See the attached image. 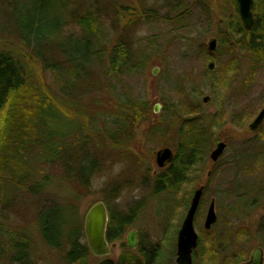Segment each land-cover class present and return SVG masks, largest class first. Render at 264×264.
<instances>
[{
	"label": "rangeland",
	"instance_id": "1",
	"mask_svg": "<svg viewBox=\"0 0 264 264\" xmlns=\"http://www.w3.org/2000/svg\"><path fill=\"white\" fill-rule=\"evenodd\" d=\"M3 1L0 0V4ZM66 1L55 0V3L62 9ZM70 1V12L63 11V17L61 14L59 16L60 19H65L64 32L82 34L80 26L74 22V17H82L84 12L89 10L97 16L99 24L101 40L97 45L100 55L93 66L94 75L85 78L84 74H81V79L84 80L83 87L81 88L80 81L76 82L70 93L57 90L54 81L56 79L52 73L42 72L39 75L40 80L62 96L57 101L59 107L67 112L63 114V119L58 118L60 122L48 126L56 139L47 156L54 158L56 162L52 165L39 164L38 159L30 162L33 169L36 165L34 169L36 179L30 185L34 193L15 191L7 196L9 203L3 210L7 218L6 216L2 218V214L0 217L3 228L12 227L31 238L37 264H62L61 255L48 249L41 241L37 232L39 225L37 214L43 208L57 204L67 221L75 218L83 228L84 216L89 207L95 202L103 201L108 214L110 210L119 212V221L124 220L126 215L134 216L130 224L125 227L122 238L110 243L109 258L116 262L123 248L135 254L140 245L148 250L160 244L163 256L161 264H175L176 231L185 210L173 204L168 205L170 203L164 194H153L151 191L152 176L159 170L154 161V151L161 147H169L174 151L175 133L171 132L164 138L160 134L154 135V138L148 137L147 124L143 122L133 126L132 133L137 137L125 143L126 147L110 149L105 142L95 147V144L99 145L98 135L105 136L104 130L99 131L96 136L87 133L86 129L90 124L94 126L87 117L90 113L96 115L97 110L103 105L106 90L110 88L114 89L116 94L128 91L134 97L147 101L151 110L150 120H157L163 114L164 106L174 103L184 108L189 102L185 99V95L190 97L192 91L191 93L199 95L197 101L200 104L199 110L204 115L202 116L204 121L208 122L212 114H219L223 119L224 124L217 131L216 138L227 140L229 137V147L219 162L210 163L208 158L202 175L195 174L191 181V192L200 184L207 183L208 186L199 207L196 228L202 226L209 200L214 198L217 220L209 231L217 236L216 244H213L214 255L220 254L224 262L235 253L245 256V260L256 246L262 247L264 251V130L251 134L246 129L247 123L264 103V66H259L248 82L249 60L246 55L237 53L238 68L230 75L227 74L226 64L229 63V53L219 48V17L214 13L210 21L205 18L196 20L194 17L190 22H193L191 28L179 30L163 19L175 13L169 9L170 3H174V0H114L111 4L105 0ZM185 2L197 7L194 0H183V3ZM208 2L213 11L219 9V5L225 8L223 0H208ZM7 4L4 10H0V35H9L2 43L9 49L18 50L12 31L18 24L23 25L27 21L31 0H7ZM127 6L139 10L148 9L156 18L148 19L140 15L129 23L132 17L126 12ZM120 7L123 16L119 13ZM204 30L207 31L203 33ZM121 36H127L132 41L136 58L140 59L144 56L145 61L135 72L108 78L106 71L109 67L110 53ZM22 37L26 39L27 35L22 33ZM210 37L216 38L218 53L214 56L212 72L206 69L211 57L207 58L205 53L200 52V49L203 50V45L206 47ZM27 39L29 53L31 51L34 54L43 53L46 59H49L50 53L43 51L39 40L31 37ZM55 41L67 53L72 46L79 45L81 50L84 47L81 42L77 44L76 40L67 37L63 39L57 37ZM133 57L137 60L134 53ZM48 61L60 65L62 58L56 53L53 60ZM32 66L35 69L40 67L38 64ZM84 67L88 69L87 65ZM154 69H157L156 74H153ZM221 79H226L227 83L223 87H218L217 82ZM85 80L92 84L94 92L91 94L95 103L84 101L82 96H78L87 86ZM218 89L219 93L216 92ZM199 92L201 94H198ZM204 96L210 97L207 103L202 102ZM156 104L159 105V109L154 112ZM247 116L251 117L246 120ZM236 117L240 118L235 120ZM233 120L236 122L232 123ZM240 121H244L243 126L240 125ZM2 126L4 124L0 122V158L3 155ZM85 137L89 139L83 144ZM69 140H72L70 145H68ZM89 148L96 152L102 168L84 188L75 185L68 176L73 171L78 172ZM58 161L64 164V168L58 164ZM208 169L213 172L210 176H206ZM110 188L116 189L114 196H110ZM184 192L186 188L182 189L181 195ZM2 196L3 193L0 191V198ZM168 207L171 208L170 211ZM131 229L136 230L137 233L136 246L133 249L127 247L125 238ZM220 239L225 241L218 242ZM204 244L208 248L212 246L208 241ZM98 260V257L89 256L90 264H95ZM201 260L205 262L203 264H210L213 258L208 256ZM1 263H4L3 259ZM220 263L223 264L221 259Z\"/></svg>",
	"mask_w": 264,
	"mask_h": 264
},
{
	"label": "trees",
	"instance_id": "2",
	"mask_svg": "<svg viewBox=\"0 0 264 264\" xmlns=\"http://www.w3.org/2000/svg\"><path fill=\"white\" fill-rule=\"evenodd\" d=\"M4 1L0 4V10H4L8 5L7 0ZM105 1L109 4L114 2V0ZM194 1L197 7L187 2L183 3V0H174V3H170L169 9L175 13L173 12L169 18L163 17V19L169 21L176 29H189L193 23H190L191 19L194 17L196 20L205 18L210 21L214 13L219 17V48L229 53V63L226 64L227 74L230 75L238 68L237 53L249 52L252 67L259 63L264 64V0H253V23L249 31L244 27L239 16L236 0H223L225 8L219 5L220 11L218 8L213 11L208 0ZM70 3L71 1L67 0L60 9L55 0H31L30 15L27 16V21L23 25L18 24L12 31L18 50L16 48L9 49L6 44L2 43L9 35H0V122L4 124L1 128L3 155L0 158V191L3 193L0 198V205L2 204L0 217L2 214V218L5 216L7 218L3 211L9 203L7 196L9 197L15 191L34 193L30 189V185L36 179L34 170L36 165L33 169L30 162L39 160V164L45 165H52L56 162L54 158L47 156V152L56 139L55 134L53 135L48 126L56 124L60 120L58 118L63 119V114H67V112L59 107L57 101L62 96L58 95V92L50 85L40 80L39 75L42 72L52 73L56 79L54 81L57 90L69 93L76 82L80 81V86L83 87L84 80L81 79V74H84L85 78H91L94 75L93 66L96 58H99L100 55L97 44L101 40L97 16L88 10L82 17H74V22L80 26L82 34L75 35L64 32L65 19H60L59 16L60 14L62 16L63 11L70 12ZM119 9V13L123 16L122 7ZM126 9L129 17H132L128 21L129 23L140 15H144L148 19L156 18L155 15L150 14L148 9L139 10L132 6H127ZM206 31L204 30L203 33ZM22 33L27 37L39 40L43 51L50 53L49 59H46L43 53L34 54L32 51L29 53L27 51L29 48L28 39L27 37L24 39ZM57 37L76 40L77 44L81 42L84 47L81 50L79 45L72 46L67 53L55 41ZM134 48L132 41L127 36L119 38L110 53L109 67L106 71L108 78L135 72L143 66L145 57L141 56L140 59H137ZM202 48L203 50L200 49V52L205 53L207 58L218 54L217 51L215 54L208 52L204 45ZM56 53L61 55L60 65L48 61L53 60ZM133 53L137 60L134 59ZM34 64H38L40 67L35 69L32 66ZM85 65L88 66V69L84 67ZM86 83L84 91L78 96H82L84 101L95 103L91 94L94 92L92 84L87 81ZM217 83L218 87H223L227 81L221 79ZM195 90L198 92L196 88ZM218 91L219 89L216 92L219 93ZM191 92L190 97L185 95V99L189 102L184 105V108L174 103L164 106L163 114L157 120H150L151 110L147 101L134 97L128 91L116 94L114 89L110 88L105 92L101 111L99 109L96 115L94 114L95 116L90 113L87 117L94 124V126L90 124L86 129L87 133L96 136L99 131L104 130L105 136L98 135L99 145L95 144V147H99L104 142L110 149L126 147L125 143L137 137L132 133L133 126L143 122L147 124L148 132L146 134L148 137L154 138V135L160 134L164 138L174 132L176 136L174 160L152 176L151 191L153 194H164L170 203L168 205L173 204L179 209H185L188 206L192 193L191 181L195 174L202 175L213 143L218 140L216 138L217 131L224 124L219 114H212L209 116L208 122L204 121L202 119L204 115L199 110L200 104L197 101L199 95ZM237 118L240 117H236L235 120ZM234 122L236 121L233 120L232 123ZM243 123L244 121H240V125L243 126ZM88 139L85 137L83 144L87 143ZM69 141V144L67 141L68 145L72 140ZM85 155L86 158L80 163L78 172L73 171L68 176L75 185L84 188L90 184L92 178L102 168L96 152L89 148ZM210 163L212 162L210 161ZM58 164L64 168L61 161H58ZM212 173L210 169V175ZM204 185L205 192H207V183ZM183 188H186V192L181 195ZM113 189L110 188V196L115 194L116 189ZM168 209L170 211L171 208L168 207ZM64 216L57 204L45 207L37 214L36 218L39 224L37 232L41 241L48 249L61 255L62 264H90L89 256L92 254L86 245L83 228L75 218L67 221ZM118 216V211L110 210L105 233L109 244L122 238L125 227L134 218L133 215L131 217L126 215L124 220L119 221ZM224 241L220 239L218 242L223 243ZM204 243L201 241L196 249L198 254L194 264H201L202 253L215 249L214 242H211L212 246L209 248ZM154 252L155 250L152 249L143 250L141 245L135 254L123 248L116 264H150ZM211 256L213 255L211 254ZM244 258L245 256L242 257L235 253L233 263L237 264ZM2 259L4 260L3 264H37L31 238L12 227L3 228L0 222V261Z\"/></svg>",
	"mask_w": 264,
	"mask_h": 264
},
{
	"label": "water",
	"instance_id": "3",
	"mask_svg": "<svg viewBox=\"0 0 264 264\" xmlns=\"http://www.w3.org/2000/svg\"><path fill=\"white\" fill-rule=\"evenodd\" d=\"M238 6L239 16L243 22L244 27L249 30L253 23L252 4L253 0H236ZM217 47V40L214 37H210L206 43L208 51L212 52ZM214 61L210 60L207 63L206 69L210 72L214 71ZM157 69L153 70V74H156ZM210 100L209 96L202 98L203 103H207ZM159 105H154V112H157ZM264 118V107L259 111L257 116L249 124L248 128L251 131L257 129ZM226 148V144L219 141L215 144L213 149L209 153V159L212 162H216ZM175 153L169 147H161L154 151V161L159 169H162L169 165L174 160ZM203 186H199L193 190L189 200L188 208L185 213L184 219L177 232L176 239V263L177 264H191V253L197 243V234L193 228V218L197 210ZM109 215L107 208L103 201H98L92 204L87 210L84 216L83 233L85 237L86 245L90 253L98 258H101L95 264H115L114 260L109 258L110 244L108 243L105 233ZM217 220V216L214 209V200L212 199L208 205L207 212L204 219V227L210 229ZM127 246L130 249L136 246V232L131 230L126 237ZM241 264H262V252L261 249L256 248L252 251L250 259L247 262Z\"/></svg>",
	"mask_w": 264,
	"mask_h": 264
},
{
	"label": "flooded vegetation",
	"instance_id": "4",
	"mask_svg": "<svg viewBox=\"0 0 264 264\" xmlns=\"http://www.w3.org/2000/svg\"><path fill=\"white\" fill-rule=\"evenodd\" d=\"M251 29V28H250ZM249 29V30H250ZM249 30H247V31H249ZM215 51H216V49L214 50V51H212V52H210V51H208V52H210V53H214L215 54ZM244 55H246L247 56V58H248V62H249V70H248V73H247V80H248V82L251 80V78H252V74L254 73V71L255 70H257L258 68H259V66H264V64H256V65H254L253 67H252V65H251V62H250V56H249V52H246V53H244ZM210 60H213L214 61V56L213 57H211V59ZM248 75H249V77H248ZM264 107V103H263V105L258 109V111L256 112V114L251 118V120L247 123V126H246V129H247V131L249 132V133H251V134H256V133H258V132H262L264 129V118H263V120H262V122H261V124L257 127V129L256 130H254V131H251V130H249V128H248V126H249V124L253 121V119L257 116V114L259 113V111L262 109ZM249 116H247L245 119L247 120V118H248ZM251 117V116H250ZM249 117V118H250ZM247 122V121H246ZM228 123H229V120H228ZM229 132V131H228ZM263 138H264V133H263ZM219 141H222V142H224L225 144H226V148H225V150H224V152L227 150V148L229 147V137H228V139L227 140H221V139H219L218 141H216V143L217 142H219ZM215 143V144H216ZM264 146V145H263ZM213 149V148H212ZM211 149V150H212ZM210 150V151H211ZM223 152V153H224ZM263 152H264V149H263ZM262 152V153H263ZM210 153V152H209ZM223 153H222V155L220 156V158L223 156ZM208 158H209V155H208ZM220 158L216 161V162H212L213 164H217L218 162H219V160H220ZM210 175V170L208 169L207 170V175L206 176H209ZM199 186H203V191H202V195H201V198H200V201H199V204H198V207H197V210H196V212H195V215H194V218H193V228H194V230H195V232H196V234H197V243H196V246H195V248H193V250H192V253H191V264H194L195 262H196V260H197V254H198V252H197V248L199 247V245H200V243H201V241H204V242H214L215 244H216V241H217V239H216V235H213L212 233H209V231L211 230V228L213 227H211L210 229H206L205 227H204V219H205V215H206V212H207V208H208V206H207V208H206V212H205V215H204V219H203V222H202V226L201 227H199L198 229L196 228V225L198 224V222L196 221L197 220V215H198V212H199V207H200V205H201V201H202V198L204 197V194L206 193L205 192V185L204 184H200ZM214 200V198H211L210 200H209V203L211 202V200ZM190 200V199H189ZM209 205V204H208ZM187 208H188V206L184 209L185 210V212H184V215H183V217H182V219H181V222H180V225H179V228H180V226H181V223H182V221H183V219H184V216H185V213H186V211H187ZM214 209H215V200H214ZM179 228L177 229V231H176V239H177V232H178V230H179ZM132 230V229H131ZM131 230H129L128 232H127V234H126V237H127V235H128V233L131 231ZM135 232H136V230H135ZM137 234V233H136ZM125 237V238H126ZM176 239H175V245H174V263L175 264H177L176 263ZM227 239H229V238H227ZM159 245L160 244H158V245H155V246H153L152 247V250H155V252H154V255H153V258L150 260V264H161V260L163 261V256H162V253H161V248L159 247ZM256 248H259V249H261V252H262V264H264V251H263V248L262 247H259V246H256V247H254L252 250H251V252H250V254H249V256H248V258L247 259H243V260H241V261H239L237 264H241V263H243V262H247L249 259H250V256H251V253H252V251L254 250V249H256ZM143 250H145L144 248H143ZM141 254H142V252H141ZM211 254L213 255V256H211ZM121 255V254H120ZM208 256H210L211 258H213V260H212V263L213 264H221L220 263V259H221V261H222V263L223 264H234L233 263V254L231 255V256H229V258L230 259H226L224 262H223V258L220 256V254L219 255H216V253H215V255H214V251H211V252H209V251H206V252H204V253H202V255H201V257L203 258V257H208ZM120 257V256H119ZM119 257H118V259H119ZM101 258H99V260H100ZM117 259V260H118ZM98 260V261H99ZM117 262V261H116ZM116 262L114 261V263L116 264ZM200 263H205V262H203L202 260L200 261ZM210 263V262H209ZM212 263H210V264H212Z\"/></svg>",
	"mask_w": 264,
	"mask_h": 264
},
{
	"label": "bare ground",
	"instance_id": "5",
	"mask_svg": "<svg viewBox=\"0 0 264 264\" xmlns=\"http://www.w3.org/2000/svg\"><path fill=\"white\" fill-rule=\"evenodd\" d=\"M236 3H237V1H236ZM237 9H238V6H237ZM217 48V47H216ZM193 192V191H192ZM191 195H192V193H191ZM191 197V196H190ZM105 204V203H104ZM189 204V203H188ZM132 230H134V229H132ZM126 245H127V242H126ZM128 247V246H127ZM129 248V247H128ZM130 249V248H129Z\"/></svg>",
	"mask_w": 264,
	"mask_h": 264
}]
</instances>
